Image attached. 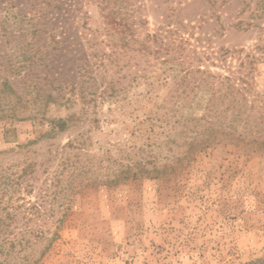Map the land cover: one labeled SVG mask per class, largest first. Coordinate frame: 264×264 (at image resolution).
<instances>
[{"label": "rangeland", "instance_id": "1", "mask_svg": "<svg viewBox=\"0 0 264 264\" xmlns=\"http://www.w3.org/2000/svg\"><path fill=\"white\" fill-rule=\"evenodd\" d=\"M86 1H52L36 39L29 0L0 1V238L23 240L0 264H264V148L189 152L205 103L181 96L238 69L213 52L253 48L259 0H129L127 45Z\"/></svg>", "mask_w": 264, "mask_h": 264}, {"label": "trees", "instance_id": "2", "mask_svg": "<svg viewBox=\"0 0 264 264\" xmlns=\"http://www.w3.org/2000/svg\"><path fill=\"white\" fill-rule=\"evenodd\" d=\"M1 1V0H0ZM52 1L64 4L62 0H29L28 7L31 10L27 13L21 12V30L19 37L24 38L31 34L32 38L39 37L40 32H46L49 15L47 14V6H51ZM87 4L95 5L101 11L103 17V30L106 32L110 40L117 37L121 44L127 45L129 35L133 34L132 23L129 22V0H87ZM259 14L255 16H264V0L258 1ZM0 2V10L2 9ZM31 15V16H30ZM255 26L253 23L249 25ZM261 36L258 42L244 53V49L219 48L213 52L215 59L213 64L227 61L228 57L238 55L240 63L238 69L231 67L228 75H212L209 78H195L194 82L200 85L205 82L208 89L205 93L196 94L193 98L188 94L181 95L182 99L191 100V104L200 105L205 103V112L196 117L193 112L192 105L191 119L195 121L194 125H202L203 130L198 132L195 137L189 141V152L192 150H202L210 147L214 143H220L221 140L228 139L229 143L238 146L247 147L250 150L264 148V91L255 89L257 76L254 75L258 71V64L264 62V28L261 27ZM167 53H171L170 49H164ZM113 54H118L116 51ZM103 56L107 57L106 53ZM109 57V56H108ZM200 72L201 68H198ZM112 70V69H107ZM190 69H186L189 72ZM187 78V77H186ZM0 92L16 94L15 88L10 84L8 79L0 80ZM183 107V106H182ZM68 124L66 119L52 120V130L63 131ZM239 126H242L241 131ZM42 197H39V201ZM41 207L40 202L37 203V209ZM43 230L37 233V239L43 238ZM17 243L22 244L23 240L0 238V253L4 252L7 245L14 248Z\"/></svg>", "mask_w": 264, "mask_h": 264}]
</instances>
